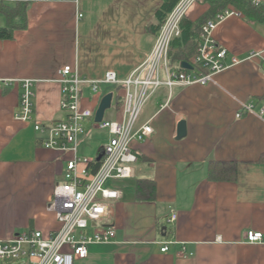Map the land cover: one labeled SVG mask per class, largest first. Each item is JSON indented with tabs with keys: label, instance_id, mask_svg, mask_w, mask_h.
Listing matches in <instances>:
<instances>
[{
	"label": "crops",
	"instance_id": "0c3cea01",
	"mask_svg": "<svg viewBox=\"0 0 264 264\" xmlns=\"http://www.w3.org/2000/svg\"><path fill=\"white\" fill-rule=\"evenodd\" d=\"M90 2H32L25 28L0 40V240L34 230L48 235L58 228L48 204L71 155L45 149L33 130V122L64 118L58 70L68 65L90 80L113 71L123 80L153 46L148 26L155 22L161 0H110L113 6L107 9L118 20L114 15L108 43L83 50L81 40L90 34L95 16ZM207 9L195 3L188 17L195 21ZM230 10L237 15L223 19L212 35L236 64L205 85L161 86L149 98L137 126L147 123L153 134L130 144L137 156L135 176L108 183L120 197L110 203L111 214L100 225L113 226L115 239L89 245L87 257L74 264H264V162H259L264 116H235L244 104L252 103L255 111L264 107V22ZM4 26L0 14V28ZM113 32L128 36L114 51ZM24 80L31 82L33 93L32 122L27 123L15 119ZM89 97L84 89L81 105L92 104L96 111L98 100ZM111 107L120 110L114 101ZM181 122L186 134L178 139ZM84 126L93 130L90 122ZM100 151L82 156L94 160ZM215 163L235 164V179H210L209 167ZM223 169L218 165L215 171L223 176ZM139 179L154 183L153 200H137ZM172 213L176 219L168 222ZM247 232L261 233L262 240L248 243ZM164 244L167 250L161 252Z\"/></svg>",
	"mask_w": 264,
	"mask_h": 264
},
{
	"label": "built area",
	"instance_id": "2783aa9c",
	"mask_svg": "<svg viewBox=\"0 0 264 264\" xmlns=\"http://www.w3.org/2000/svg\"><path fill=\"white\" fill-rule=\"evenodd\" d=\"M41 0H0L1 4H30ZM78 6L80 0H63ZM198 0H179L155 36L153 46L140 66L127 78L121 80L113 71L104 73L100 80H90L79 74L76 68L63 66L58 70L60 84V110L64 118L48 123L33 122V130L45 149L69 153L63 173V182L56 185L48 210L53 212L58 228L48 235L34 230L0 240V261L20 264H74L87 257V247L93 244H109L115 239L113 226H102L98 222L111 214L110 203L120 197V192L108 183L113 180L132 179L135 176L134 165L137 156L130 144L132 141L144 142L153 134L152 128L144 123L137 126L141 110L155 91L165 86L185 87L205 85L212 76L236 64L213 37L218 23L231 15H237L230 9L223 10L214 18L207 20L200 28L196 51L186 61L192 70L171 68L168 62L170 42L180 34V22ZM255 6L261 0H250ZM82 15L78 14L77 20ZM227 58L230 64L226 63ZM264 76V70H263ZM104 85H114L117 93L112 95L116 101L118 88L121 90V118L108 121L104 117L95 122V109L81 105L82 92L87 89L90 99H95ZM22 94L19 98L15 119L32 122L31 82H21ZM111 108V106H110ZM242 114L264 116V107L257 111L252 103L242 105ZM90 122L92 129L106 130L108 140L102 146L100 160H89L77 156L79 137L85 131V123ZM98 166L94 168L96 162ZM174 213L168 216V222H174ZM262 240L261 233L247 232L246 241L256 243ZM167 250L164 244L161 252Z\"/></svg>",
	"mask_w": 264,
	"mask_h": 264
},
{
	"label": "trees",
	"instance_id": "16d2710c",
	"mask_svg": "<svg viewBox=\"0 0 264 264\" xmlns=\"http://www.w3.org/2000/svg\"><path fill=\"white\" fill-rule=\"evenodd\" d=\"M179 0H161V4L154 16V23L148 26V31L156 36L160 27L165 21L166 16L171 12ZM208 6L207 11L197 20L192 21L188 17V13L180 22V34L174 38L169 45L168 62L171 68H176L181 62H186L194 55L197 46L198 33L201 26L207 21L215 17L216 14L226 9H233L244 17L256 21L264 22V5L255 6L250 0H198L197 3ZM29 4H16L14 6L0 3V14L5 18V26L0 28V40L11 39L14 31L21 30L26 26V11ZM118 96L116 97V109L121 105V90L118 88ZM96 162V161H95ZM264 162V155L259 159ZM98 162L94 168L98 166ZM224 168L222 173H216V166ZM231 165V166H230ZM211 164L209 167V178L219 179L228 177L234 180L236 177L235 164ZM155 187L151 180L139 179L136 183V197L139 201H151L154 198Z\"/></svg>",
	"mask_w": 264,
	"mask_h": 264
},
{
	"label": "rangeland",
	"instance_id": "374dc122",
	"mask_svg": "<svg viewBox=\"0 0 264 264\" xmlns=\"http://www.w3.org/2000/svg\"><path fill=\"white\" fill-rule=\"evenodd\" d=\"M90 4L91 5L89 9H91L92 12L94 11L95 16H93L90 20L92 21L89 25L90 34H88L81 40L82 49L84 50V48H86L87 51H90V47L92 48L94 46H96L98 49L100 43L107 44L111 35V31L114 28V15L115 21L118 20V17H116L117 15L113 13V9H107L110 4L113 6V2L110 3V0H91ZM126 34L127 33L120 34L113 32V51L116 47V44L121 41L123 42L127 40L128 36H126ZM96 51L94 53H96ZM115 90L117 91L114 85H104L100 87L99 94L96 97L98 103L100 102L104 94L114 93ZM96 103L97 102H95V106ZM90 107L94 109L92 104ZM121 112L122 111L119 110L117 113H115L113 107H111L105 111L104 119L108 121H119ZM81 136L79 137V139H82V146L78 148V154L81 158H84L82 154L87 156H94L108 140V132L106 130L100 129L87 131L85 130ZM81 149H83L85 152H81ZM86 159L89 158L87 157ZM98 224L100 225L101 222H98Z\"/></svg>",
	"mask_w": 264,
	"mask_h": 264
},
{
	"label": "water",
	"instance_id": "95a60500",
	"mask_svg": "<svg viewBox=\"0 0 264 264\" xmlns=\"http://www.w3.org/2000/svg\"><path fill=\"white\" fill-rule=\"evenodd\" d=\"M179 67L180 69L183 70H192V67L187 62H181L179 64ZM111 99H112L111 93H108L101 98L94 115L95 122L98 123L101 122V120L104 117L105 111L109 109L111 106ZM185 134H186L185 124L181 122L177 126V138L181 139L182 137L185 136ZM100 158L101 156H98L96 160L99 161Z\"/></svg>",
	"mask_w": 264,
	"mask_h": 264
}]
</instances>
